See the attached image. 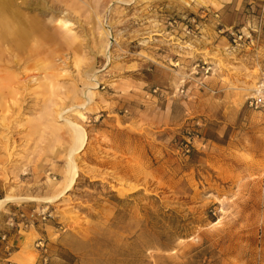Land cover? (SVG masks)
<instances>
[{
    "label": "rangeland",
    "instance_id": "obj_1",
    "mask_svg": "<svg viewBox=\"0 0 264 264\" xmlns=\"http://www.w3.org/2000/svg\"><path fill=\"white\" fill-rule=\"evenodd\" d=\"M70 5L38 11L49 57L6 55L0 199L32 200L0 209V264H264V0Z\"/></svg>",
    "mask_w": 264,
    "mask_h": 264
},
{
    "label": "bare ground",
    "instance_id": "obj_2",
    "mask_svg": "<svg viewBox=\"0 0 264 264\" xmlns=\"http://www.w3.org/2000/svg\"><path fill=\"white\" fill-rule=\"evenodd\" d=\"M87 1L88 0H0V96H3L9 81H11V78L4 74L8 68V64L13 63L15 67L20 64L19 59L16 61H10L8 59V57L11 56V50L13 52L27 54L28 60L33 59L37 60V62H42V57H49V55H47L49 49L58 41L55 33L56 25L54 24L56 20L51 16L50 23L47 25L40 19L38 11L41 13L44 9L53 11L56 10L58 4H65L70 12H75L77 8L70 4H87ZM47 4L49 6H46ZM31 13L32 15H29ZM61 26L67 32L70 31L67 22H62ZM260 86L261 84L255 88V91ZM75 116H77L76 120H67L65 122L69 126L72 141L66 176L64 178L65 183L57 196L44 199L47 203L52 202L58 196L62 195L63 192L71 190L78 178V170L71 155L81 152L85 148L86 132L78 122L79 119L84 118L83 115L78 111L75 113ZM25 200L32 199L28 197L6 195L4 198L0 199V209L9 202Z\"/></svg>",
    "mask_w": 264,
    "mask_h": 264
},
{
    "label": "built area",
    "instance_id": "obj_3",
    "mask_svg": "<svg viewBox=\"0 0 264 264\" xmlns=\"http://www.w3.org/2000/svg\"><path fill=\"white\" fill-rule=\"evenodd\" d=\"M249 106L255 109H264V83L258 87V90L255 92L254 95L251 96L249 99ZM2 240L5 239V236L1 238Z\"/></svg>",
    "mask_w": 264,
    "mask_h": 264
}]
</instances>
